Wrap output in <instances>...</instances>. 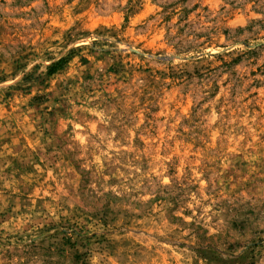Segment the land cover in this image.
<instances>
[{
  "label": "rangeland",
  "instance_id": "374dc122",
  "mask_svg": "<svg viewBox=\"0 0 264 264\" xmlns=\"http://www.w3.org/2000/svg\"><path fill=\"white\" fill-rule=\"evenodd\" d=\"M0 264H264V0H0Z\"/></svg>",
  "mask_w": 264,
  "mask_h": 264
}]
</instances>
